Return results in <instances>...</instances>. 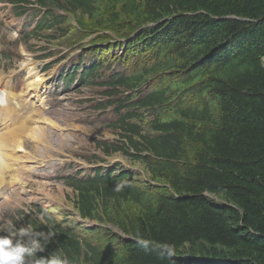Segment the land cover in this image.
Masks as SVG:
<instances>
[{
  "label": "trees",
  "instance_id": "1",
  "mask_svg": "<svg viewBox=\"0 0 264 264\" xmlns=\"http://www.w3.org/2000/svg\"><path fill=\"white\" fill-rule=\"evenodd\" d=\"M39 2L127 40L158 80L132 102L149 129L138 115L112 144L151 178L122 163L70 178L79 214L99 225L86 239L57 229L47 248L69 264H264V0Z\"/></svg>",
  "mask_w": 264,
  "mask_h": 264
},
{
  "label": "rangeland",
  "instance_id": "2",
  "mask_svg": "<svg viewBox=\"0 0 264 264\" xmlns=\"http://www.w3.org/2000/svg\"><path fill=\"white\" fill-rule=\"evenodd\" d=\"M1 1L3 2V5L0 7V77H5L6 82H10L16 90L20 91L26 82L29 81V73L26 75L24 67H21V64L27 59L26 55L28 57H32L35 61H37L36 59H39L37 62L39 63L41 69L45 68L48 61H52L47 66L51 69H49V71H47L44 75L40 73L38 63L31 59L37 65L38 72L41 76L46 77L47 75L50 79H52V88L50 89V87L46 85L47 89H45V93L41 97H45L46 99L44 101L45 115L57 124L54 128L48 126L46 129L49 133L50 147L46 148L48 146L45 145L44 139L43 142L37 144V149L41 159L48 160L49 157H54L60 159L61 164L48 169L38 170L37 178H32L27 174H23L22 179H25L26 184L30 187L35 184V181H39V183L42 184L43 192L47 194H43L44 199L42 203H46L48 201L44 207L52 205L56 202L61 203L64 208V211L62 212L63 214L73 208L70 202L72 192L67 189L65 184L62 183L61 179H58V177L66 173L65 167L69 162H75V164H72V168L68 170V173H74L78 169L87 167L85 163H88L89 165L92 164L87 161V157H89L90 154L96 152V154H100L102 156V151L96 146L97 143H91L88 140V136L104 135L106 137H115V135H112V133L107 130H101L99 133L96 130L102 126L110 128V126H108V122L110 120L117 119L118 114L115 110V106L108 105L109 101L112 99L109 94L103 90L98 92L95 90L87 91V88L82 86L84 84L79 83V81L75 80L72 85L70 79H66V77L57 78L59 75H65L68 71L71 73L75 71V65L77 63L72 62L74 59H70L67 62L68 65L64 66L63 69L62 64L64 61H61L58 64L57 61L65 54L68 55L67 58L78 56L79 47L67 49L65 52L55 57H45L47 49L56 48L57 51H60L61 47L64 45L77 43L80 40L78 36H72L68 39H64L61 32L48 33L55 35L59 40L52 42L50 46H46L43 43L44 38L42 41L38 38H33L31 40L28 39L29 45L32 47V49H29L26 42L22 39L24 19L13 16L10 13V5L3 0ZM73 13L74 15L71 16L72 20L75 18L80 23L84 22L78 11H74ZM29 29L30 27L27 26V32H29ZM85 44L86 42L84 45ZM15 52H19L22 56L17 57L14 54ZM87 55L88 54H84L81 56L86 60V62L91 60L87 57ZM111 65H116V63L112 62ZM71 66L72 69H70ZM105 70L106 69H103L102 71L104 72ZM80 72L81 70L77 71V75ZM46 79L48 80V77H46ZM95 79L98 80L100 77ZM76 84L78 85L75 86ZM96 93L104 94V98L98 95V98L92 100L82 99L84 94L85 96H96ZM99 103H104L108 105V107L100 108ZM84 120L97 121V129L93 130V127L87 123V126H85V122H83ZM40 123L43 124V121ZM72 158L76 161H71L70 159ZM104 159L106 161L101 162L100 164L112 165L121 161L122 163L127 164L130 169H141L143 171V177L147 176L148 178H151V175L143 161L132 160L129 157L125 159L120 153H114L110 157H104ZM94 162V165H99L97 164V160ZM1 169L3 171H7L5 166L1 167ZM26 169L29 168L26 167ZM38 173L41 174L40 177ZM14 183L16 187L14 188L12 194H19L20 181L15 180ZM27 190L31 189L26 188L19 196H11V200L0 203V225L11 219L16 223L17 227H20L28 225V222L33 219L32 216L16 212L17 209L27 206V202H30L31 196H33V193L30 194ZM38 194H41V192ZM207 196L214 200L225 201L222 194L207 193ZM37 212H39L38 209ZM35 216L38 215L36 214Z\"/></svg>",
  "mask_w": 264,
  "mask_h": 264
},
{
  "label": "bare ground",
  "instance_id": "3",
  "mask_svg": "<svg viewBox=\"0 0 264 264\" xmlns=\"http://www.w3.org/2000/svg\"><path fill=\"white\" fill-rule=\"evenodd\" d=\"M112 57L108 65L100 68L97 74L102 73L103 69L114 67L115 65H111L112 62L119 63L116 55ZM21 67L28 70L29 81L20 91L10 82H6L5 77H0V97L7 100L6 104H0V166L7 168V171H3L0 167V197L6 196L7 193L12 194L16 187L14 181H20L23 174L37 178V171L26 169V164L39 163L36 155L37 144L45 139V145L48 146L46 148H49L50 139L46 129L48 126L51 128L57 126L44 112L45 97L41 96L45 93L46 77L39 74L37 65L29 58ZM42 121L43 124L40 123ZM31 187L43 191L39 181H35Z\"/></svg>",
  "mask_w": 264,
  "mask_h": 264
},
{
  "label": "clouds",
  "instance_id": "4",
  "mask_svg": "<svg viewBox=\"0 0 264 264\" xmlns=\"http://www.w3.org/2000/svg\"><path fill=\"white\" fill-rule=\"evenodd\" d=\"M6 103L7 100L0 97V104ZM40 219L42 225H47V231L38 230L31 225L17 227L11 220L0 225V232L8 233L0 236V264H69L66 258L59 255L37 258L36 254L42 252L56 234L50 223L43 217Z\"/></svg>",
  "mask_w": 264,
  "mask_h": 264
}]
</instances>
